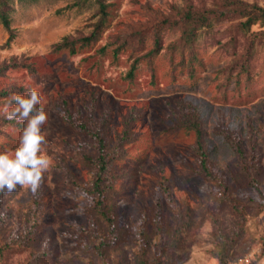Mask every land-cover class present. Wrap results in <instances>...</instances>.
Instances as JSON below:
<instances>
[{"label": "rangeland", "instance_id": "rangeland-1", "mask_svg": "<svg viewBox=\"0 0 264 264\" xmlns=\"http://www.w3.org/2000/svg\"><path fill=\"white\" fill-rule=\"evenodd\" d=\"M215 1L106 0L102 14L93 0H7L14 38L0 20V108L40 92L52 166L36 195L4 192L14 235L37 227L26 247L0 242V264H91L84 247L106 228L102 212L132 231L127 264L141 262L143 222L147 264H264V24L214 21L182 42L183 13ZM65 38L75 53L56 49ZM23 127L0 112V151L17 147ZM185 204L194 241L164 250L153 220Z\"/></svg>", "mask_w": 264, "mask_h": 264}, {"label": "trees", "instance_id": "trees-1", "mask_svg": "<svg viewBox=\"0 0 264 264\" xmlns=\"http://www.w3.org/2000/svg\"><path fill=\"white\" fill-rule=\"evenodd\" d=\"M98 4L99 12L106 14V0H93ZM216 9L210 12L198 11L190 8L183 13L181 25L183 26V32L181 35V41L185 44H190L196 40L197 30L201 27H211L212 23L224 21V20H237V27L242 31H248L250 28L258 23L264 24V7L257 4H251L242 0H216ZM9 9L7 0H0V20L3 23L5 29L10 31V37L8 43L14 38L12 29L10 28V20L8 18L7 11ZM99 29L100 26H97ZM99 30L93 31L89 36L84 37L85 45H88L91 41L97 38ZM68 38L62 40L61 43L56 45V49H64L66 47L71 48V52L75 53L74 43H68ZM106 160L101 158V170L98 175L97 181L98 188L100 181H102V174L106 171ZM103 194L102 191L100 192ZM4 193H0V242L6 248H20L26 247L32 241L33 228L37 227L32 224L30 230L26 233L15 236L12 230L9 220L3 216L2 206L4 204ZM35 210L39 206V199H35ZM6 208V206H5ZM112 212V208H108ZM188 204H185L184 209H179L176 213L170 215L168 218H163L161 215L155 216L153 220V230L155 237L162 235L164 239L163 249L173 250L179 249L190 245L194 241L197 222L192 214ZM7 212V210H5ZM101 218L107 222L106 228L101 233L95 232V227L90 232V242L85 245L84 249L86 253H91L94 256V261L91 264H127L125 258L120 256L122 246L129 240V236H132V231L127 227H122L116 221H113V217L107 213L102 212ZM150 221V220H148ZM38 224V222H36ZM141 225L139 231L140 243L139 253L140 263L147 264V260L144 257L147 255L149 248L153 246V237L147 234L146 227ZM10 234V236H9ZM229 242H224L223 245L227 246ZM21 249V248H20ZM155 264H169L164 262H157Z\"/></svg>", "mask_w": 264, "mask_h": 264}, {"label": "clouds", "instance_id": "clouds-1", "mask_svg": "<svg viewBox=\"0 0 264 264\" xmlns=\"http://www.w3.org/2000/svg\"><path fill=\"white\" fill-rule=\"evenodd\" d=\"M41 103L40 92L32 88L24 94H13L0 108L6 119L24 124L17 147L0 151V193H12L20 187L36 195L42 187L44 174L52 166L43 148L46 137L42 129L49 116L38 107Z\"/></svg>", "mask_w": 264, "mask_h": 264}]
</instances>
